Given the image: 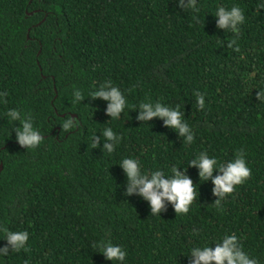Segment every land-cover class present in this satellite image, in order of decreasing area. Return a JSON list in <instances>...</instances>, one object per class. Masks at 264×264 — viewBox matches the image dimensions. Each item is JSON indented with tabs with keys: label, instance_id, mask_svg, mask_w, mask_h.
<instances>
[{
	"label": "trees",
	"instance_id": "16d2710c",
	"mask_svg": "<svg viewBox=\"0 0 264 264\" xmlns=\"http://www.w3.org/2000/svg\"><path fill=\"white\" fill-rule=\"evenodd\" d=\"M262 3L197 0L196 13L178 0H0V225L29 233L28 251L9 248L0 264H189L193 247L230 234L264 264ZM233 5L245 15L238 36L216 25L218 7ZM234 39L238 51L227 46ZM107 81L126 98L119 119L106 113L109 101L89 96ZM77 90L84 99L74 103ZM144 102L179 106L194 141L163 118L137 120ZM11 109L32 118L39 146L18 143ZM71 116L79 126L65 132ZM109 127L122 137L112 153L103 150ZM240 150L252 175L217 208L212 180L188 162L207 152L222 164ZM125 158L142 173L187 167L196 190L189 212L165 201L153 215L150 201L125 195ZM101 241L119 245L125 260L106 259L93 247Z\"/></svg>",
	"mask_w": 264,
	"mask_h": 264
},
{
	"label": "clouds",
	"instance_id": "9594fccd",
	"mask_svg": "<svg viewBox=\"0 0 264 264\" xmlns=\"http://www.w3.org/2000/svg\"><path fill=\"white\" fill-rule=\"evenodd\" d=\"M178 4L183 9H191L194 12H199L197 0H178ZM260 9L264 8V3L260 4ZM215 16L218 17L216 25L218 28L230 30L236 33L240 32V25L245 21L243 10L236 5L230 9L223 6L218 7ZM194 20H199L198 16L193 17ZM229 48L239 50V45L236 40L228 42ZM6 93H0V96H6ZM196 102L200 109L205 106V96L201 92H195ZM259 101H264V91L256 93ZM92 99L103 98L109 101L106 113L113 119H119L121 113L126 107V98L119 88L112 86L111 81L105 84L97 91L89 94ZM84 99L83 94L77 90L74 93V103H79ZM6 102V101H5ZM140 112L136 117L140 121H149L153 117L163 118L164 124L167 127L175 129L181 137L185 138L187 144L194 141V133L190 126L182 119V112L179 106L169 108L159 102L153 104L151 102L141 103L139 106ZM7 116L12 121H19L20 127L15 129L16 139L18 143L26 149H34L41 144L44 137L33 126L32 118H23L21 113L16 109H11L7 112ZM78 122L75 117H69L62 124L65 132L77 128ZM104 143L103 150L112 153L115 146L120 143L122 137L114 133L109 127L103 133ZM100 137L93 138V147H100ZM188 164L199 168L200 180H212L214 188L213 194L218 197L214 204L217 208H222V201L232 194L236 186L243 184L248 180L252 171L247 166L244 158L243 150L236 153L234 160L226 163L218 164L215 157H209L207 152H200L196 159H192ZM124 172L127 176V188L125 195L138 193L144 199L150 201L151 213L160 215L165 209V201L170 202L176 214H187L190 206L196 199V190L193 180L186 174L187 167L184 171H180L178 167L171 168V175L166 176L163 170H156L151 173H142L140 162L133 158H125L122 163ZM214 170H218L219 174L213 176ZM0 231L5 233L7 245L0 248V255H7L9 248L19 252L20 250L28 251L26 244L29 239L27 231H10L7 227L0 225ZM197 231L198 230H194ZM100 253L111 261L123 262L126 258V252L119 246L114 245L110 241H101L98 245ZM189 264H259L255 258L250 256L243 250L242 244L239 242L235 234L225 235L220 243H216L215 247H193L189 255ZM27 264V262H25Z\"/></svg>",
	"mask_w": 264,
	"mask_h": 264
}]
</instances>
